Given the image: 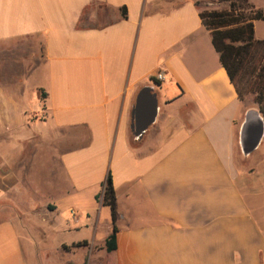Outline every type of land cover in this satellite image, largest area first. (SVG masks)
Returning a JSON list of instances; mask_svg holds the SVG:
<instances>
[{"label":"crops","instance_id":"0c3cea01","mask_svg":"<svg viewBox=\"0 0 264 264\" xmlns=\"http://www.w3.org/2000/svg\"><path fill=\"white\" fill-rule=\"evenodd\" d=\"M200 12L196 0H0V203L31 200L12 216L0 206V264L37 257L26 218L60 203L82 223L64 231L94 229L60 246L83 244L76 249L96 264H264V117L254 98L239 99ZM254 30L264 40V21ZM144 90L156 115L137 138ZM249 120L250 133L262 123V138L246 155ZM58 131L85 134L69 145ZM42 146L52 165L32 184ZM109 174L118 210L110 253L111 210L97 200ZM103 213L111 225L97 240Z\"/></svg>","mask_w":264,"mask_h":264},{"label":"trees","instance_id":"16d2710c","mask_svg":"<svg viewBox=\"0 0 264 264\" xmlns=\"http://www.w3.org/2000/svg\"><path fill=\"white\" fill-rule=\"evenodd\" d=\"M216 1L229 3V10L201 11L200 17L211 32L213 45L239 99L244 101L247 96H253L264 117V40L256 39L254 30L255 21H264V9L257 8L249 0ZM97 200H102L111 210L113 230L105 242L110 253L117 249L118 232L117 199L110 174ZM80 246L83 244L75 245Z\"/></svg>","mask_w":264,"mask_h":264},{"label":"rangeland","instance_id":"374dc122","mask_svg":"<svg viewBox=\"0 0 264 264\" xmlns=\"http://www.w3.org/2000/svg\"><path fill=\"white\" fill-rule=\"evenodd\" d=\"M196 2L198 4V7L200 8V11L229 10V3L227 2H218L216 0H196ZM96 11L98 12V9L95 6L88 9L84 15V21H87L89 17H92V15H94ZM99 14L101 16L104 15L103 12ZM252 99L253 96H247L244 101L247 105H249L251 104ZM79 134L84 136L85 133L81 132ZM79 134H77L76 131L75 132L66 131L65 133L58 131L56 133V135L60 139L62 138L64 139V141L66 139V142H68L69 145L71 144V140ZM131 143L132 144L134 143L133 136L131 137ZM30 149H31L30 146L28 147L26 146L27 152L25 155L31 154L32 150ZM51 156H52V149L50 147L47 148L46 146H42L41 149L36 154L35 161L31 164L29 162L30 164L29 168L31 172L30 175H33V177L28 179L29 183L40 184L42 181H44L46 176H48L50 166L52 165L50 163ZM22 165L23 166L21 167V165H18L17 163L15 164L19 172L25 175L24 169H26L25 166L26 164H22ZM20 168H23V170H20ZM40 193L44 196L42 197V200H45L46 196L44 194V191L40 190ZM60 195H61L60 193H53L52 197L59 198ZM20 197L21 196L19 195H11L10 200L9 199L4 200V202L0 203V206L2 208H5V210L12 216L15 213L19 212L16 205L19 206L18 200L21 199ZM21 200L22 202H24L21 203L24 204L25 206L24 211L27 212V210L30 209L31 207V200L30 199L25 200L24 198ZM39 205L40 204H38V206ZM30 212H32V214L28 215L29 217L26 218V221L27 224L30 226L29 228L30 233L38 239L37 242L38 252H37V257L35 258L31 256L27 257V264H96L94 263L95 259L92 257V255L84 256V254L87 252H85L84 250L78 251L75 245L71 247H68L66 245L60 246L61 242L71 243L73 241H77L78 238H80L82 235H87L92 238V235L94 233L93 228L87 232L86 231L66 232L63 230L65 224H68L72 228L74 227L78 228L82 226V223H80L79 225H75V223L73 222V216H72L73 211H71V208L68 206V203H60L58 212L53 214H49V213L47 214L46 208L41 209L40 207L36 209L32 208V211ZM77 216L80 218L82 217V214L77 213ZM93 223H95V221ZM110 225H111V221L109 218V213L108 214L103 213L99 221L98 232L96 235L97 240H102V237L107 233ZM101 261L104 264H107V260L105 258H102Z\"/></svg>","mask_w":264,"mask_h":264},{"label":"water","instance_id":"95a60500","mask_svg":"<svg viewBox=\"0 0 264 264\" xmlns=\"http://www.w3.org/2000/svg\"><path fill=\"white\" fill-rule=\"evenodd\" d=\"M147 90H144L140 93L137 101V106L134 110V116L137 119V123L132 126V132L137 138H140L147 129L148 123H145V118L149 117L153 121L156 115V101H151L150 104L147 105L148 110L145 108V93ZM151 121V122H152ZM254 121L249 120L246 129L243 131L242 134V147L243 151L246 155L251 154L254 152L262 138V123L259 121L260 126V133H250L249 127L253 124ZM259 131V130H258Z\"/></svg>","mask_w":264,"mask_h":264},{"label":"built area","instance_id":"2783aa9c","mask_svg":"<svg viewBox=\"0 0 264 264\" xmlns=\"http://www.w3.org/2000/svg\"><path fill=\"white\" fill-rule=\"evenodd\" d=\"M156 78H157V80L158 81H163L164 80V74L163 73H159L157 76H156ZM72 214H73V217L75 218V213L74 212H72Z\"/></svg>","mask_w":264,"mask_h":264}]
</instances>
